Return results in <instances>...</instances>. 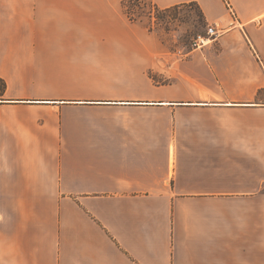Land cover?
Listing matches in <instances>:
<instances>
[{"label":"crops","instance_id":"1","mask_svg":"<svg viewBox=\"0 0 264 264\" xmlns=\"http://www.w3.org/2000/svg\"><path fill=\"white\" fill-rule=\"evenodd\" d=\"M122 1L0 0V264H264V0Z\"/></svg>","mask_w":264,"mask_h":264},{"label":"rangeland","instance_id":"2","mask_svg":"<svg viewBox=\"0 0 264 264\" xmlns=\"http://www.w3.org/2000/svg\"><path fill=\"white\" fill-rule=\"evenodd\" d=\"M135 4L137 3L131 2L123 10L139 20L151 19L150 30L155 32L160 41L170 45L169 49L171 52L177 55H181L187 49H190L197 36L205 35L209 26L204 22L200 16L199 9L194 5L172 8L167 12H161L158 14L159 19L156 20L146 0L138 1L139 8L135 7ZM150 12L151 14H149Z\"/></svg>","mask_w":264,"mask_h":264},{"label":"trees","instance_id":"3","mask_svg":"<svg viewBox=\"0 0 264 264\" xmlns=\"http://www.w3.org/2000/svg\"><path fill=\"white\" fill-rule=\"evenodd\" d=\"M138 1H139V0H123V1H122V4H121L122 10H123V9L125 10V9L127 8V5H128L129 3H131V2H132V3H137V4H135V7L139 8ZM146 1H147L148 4L150 5L151 10L153 11V14H154V17H155L156 20L159 19V16H158L159 13H161V12H167L168 10L172 9V8H168V9H159L156 5H154V4L152 3L151 0H146ZM192 5H194V4H192ZM194 6H196V7L199 9V7H198L197 5H194ZM174 8H175V7H174ZM124 10H123V11H124ZM199 13H200V16L202 17V19L204 20L203 14H202V12H201L200 9H199ZM124 14L126 15L127 19H128L130 22H135V21L139 20V19H138L137 17H135V16H130V15L128 14V12H125V11H124ZM149 14H151V12H150ZM204 22H205V20H204ZM205 23H206V22H205ZM5 88H6L5 82H3V81L0 79V96L3 95V93H4V91H5Z\"/></svg>","mask_w":264,"mask_h":264},{"label":"built area","instance_id":"4","mask_svg":"<svg viewBox=\"0 0 264 264\" xmlns=\"http://www.w3.org/2000/svg\"><path fill=\"white\" fill-rule=\"evenodd\" d=\"M224 2H225L226 6L229 9L230 15H233L232 12H231V10H230L229 5L227 4V2L226 1H224ZM221 31H222L221 28L217 29V27L215 25H209L207 27V30H206L205 35H199V36H197V38L191 44V48L195 50V49H199V48L205 46L206 44H208L209 42H211L214 37H216L217 35H219V33Z\"/></svg>","mask_w":264,"mask_h":264}]
</instances>
